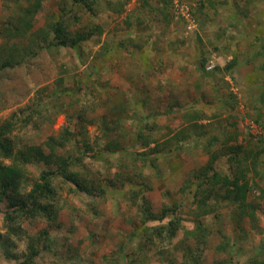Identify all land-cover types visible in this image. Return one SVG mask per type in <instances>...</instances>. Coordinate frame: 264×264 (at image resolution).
<instances>
[{
	"label": "rangeland",
	"instance_id": "374dc122",
	"mask_svg": "<svg viewBox=\"0 0 264 264\" xmlns=\"http://www.w3.org/2000/svg\"><path fill=\"white\" fill-rule=\"evenodd\" d=\"M6 1L0 0V31L17 18L24 2L8 0L12 3L6 9ZM180 1L190 8L189 20L176 13L178 5L175 8L173 0L168 16L156 8L163 5L158 0H150L146 6L141 0H127L118 12L100 9L97 4L95 16L78 3L72 6V0H45L33 30L43 26L47 16L56 19L66 10L73 31L97 27L99 33L79 48L43 47L23 71L13 72L5 80L0 77V125L15 122L9 134L15 148L41 145L48 136L69 128L75 132L72 142L58 152L71 156L72 170L96 187L106 188L104 199L95 202L92 196L73 191L67 182L61 183L64 179L59 174L54 176L61 227H48L53 246L44 253V264H193V259L199 260L196 264L217 260L247 264L254 256L264 258V250L259 251L264 240V135L255 128L247 129L248 119L256 118L254 101L238 81L204 70L200 62L201 55L221 66L233 58L236 67L241 60L250 67L264 61V0H217L219 9L212 2L216 0ZM112 2L113 8L119 6L118 0ZM73 14L80 20L73 22ZM207 14L211 19L203 18ZM29 35L18 38L19 44ZM8 37L0 36V42ZM60 77L68 91L54 94L62 87ZM256 84L263 89L264 78ZM234 94L237 99H232ZM70 98L78 100L63 109ZM31 109L42 114L34 113L26 125L20 118ZM77 110L87 120L79 119ZM141 132L156 138L163 148L154 166L150 158H155V143L144 145L138 136ZM209 142L220 155L219 170L232 175L245 169L252 189L249 200L258 208L254 220L247 215L237 221L229 215L236 208L221 203L219 220L213 214L201 218L212 228L208 243L197 248L195 240L187 239L183 232L195 227L197 181L192 182L193 173L207 164ZM112 143H118L120 150L113 151ZM236 145L243 147L241 156L247 154L239 167L238 158L230 159V147ZM120 163L135 165L120 170L122 174L132 172L135 183L128 181L123 187L118 182ZM54 168L42 162L28 164L26 190L44 169ZM133 189H140L139 195L134 196ZM143 198L155 213L178 206L163 220L181 221L173 238H168L167 230L162 235L146 232L159 223L144 220ZM46 226L42 220L23 223L32 234ZM0 231L5 232L2 213ZM226 237L233 242L230 252H218L217 246ZM16 242V252L26 250V237ZM0 264L15 261L0 250Z\"/></svg>",
	"mask_w": 264,
	"mask_h": 264
},
{
	"label": "trees",
	"instance_id": "16d2710c",
	"mask_svg": "<svg viewBox=\"0 0 264 264\" xmlns=\"http://www.w3.org/2000/svg\"><path fill=\"white\" fill-rule=\"evenodd\" d=\"M44 1L45 0H24V2H21L17 18L10 19L7 28L0 31V36H2V38L11 35L6 41L0 42L1 79H7V76L11 75L13 72L18 73L23 71V67L31 64L30 61L39 55L43 47H59L62 49L79 48L83 42L91 40L93 36L99 33L100 29L97 27L87 32L73 31L71 29L72 22L66 19V10H64L65 14L56 19L47 16L44 25L33 30L36 25V19L43 10ZM118 1L119 6H115L116 9L113 8L112 0H72L71 5L73 6L75 3H78L82 5L85 11L87 10L95 16L98 14L97 4L101 5L100 9L104 7V9L108 10L114 9L116 12L120 11V8H124L127 4V0ZM149 1L150 0H141V5L146 6L149 4ZM158 1L162 2L163 5H159L156 8L159 9L163 15L168 16V9L170 10V2L172 0ZM13 2L18 3L19 0ZM212 2L215 8L219 9V1L216 0ZM9 3L11 4L12 2L7 0L6 9L9 8ZM70 11H72L71 7L69 9V12ZM207 16L211 19V16L208 14L203 18L207 20ZM73 17L75 18L73 22L80 20L78 14ZM27 33L30 35L26 42L23 45L19 44L17 40L24 37ZM215 48L217 49V47ZM200 58L201 68L207 70L206 66L208 65L209 58L205 55H201ZM236 63V58H233L224 66L216 64L210 71H212V73L220 72L223 75H231L236 67ZM59 81L60 86H62L60 87L61 90L57 88L54 94L68 91V88L63 87V79L61 77ZM73 90L74 92L71 93L74 94L76 91L75 89H72V91ZM76 99L78 100V98ZM75 100L74 98H70L68 103L64 102L63 107L65 108L63 109L66 110L73 105L72 103ZM57 103H59V99ZM57 103L55 105H57ZM59 110L62 111V109ZM30 111L29 114L20 118L26 125L30 123L34 113L42 114V111L38 112L33 109ZM78 111L79 110L76 112V116H78L79 119L87 120L84 115ZM214 116H216V114ZM197 117L199 116H195V118ZM103 122L106 128V120H103ZM255 122L264 128L259 120ZM14 127V121H6L4 124L0 125V157L2 158L0 159V214H3L5 227V232L0 231V250L6 257L13 259L15 264H44L41 259L44 253L53 246L52 235L48 227L52 225L61 227V222L59 220L61 211V206L59 205V189L54 176L59 174L61 178L64 179L61 183L67 182L73 191L92 196L95 202L104 199L106 188L96 187L94 182H89L85 177H82L79 172L72 170L71 166L73 160L71 156H65L58 152L68 143L72 142V136L75 135L74 131L66 128L58 135L53 134L48 136L41 145L33 144L25 148L16 149L13 139L9 136ZM247 129L250 130L249 127H247ZM142 132L139 133L138 136L140 139H143L144 145H150L152 141L155 143L152 148V150L156 148V150H154L155 158H150V165L154 166L157 161V156L163 152V148L156 138H147V136H143ZM112 145L114 146L112 149L113 151L120 150V145L118 143H112ZM206 147L209 154L208 162L205 166L193 173L192 182L197 181V193H195L197 202L195 209L197 213L195 221L193 222L195 227L188 228L183 232L187 239L193 238L195 240V247L197 248L202 244L206 245L208 243L206 241L211 234L212 228L210 224H204L201 218L213 214L219 220V208L222 207L223 203H229L236 208L235 214L229 215H231L232 218L236 217L237 221H241L247 215L254 220L258 208L257 205L249 200V192L252 189L251 183L245 174V169H239L232 175L222 172L217 166V160L220 155L214 149L213 143L209 142ZM87 149H90L89 145ZM242 149V145L230 147V159L238 158V167L241 164L240 160L247 155L244 153V155L241 156ZM46 150L49 151L47 152ZM143 155L144 154H141L140 156ZM9 160L10 162H7ZM36 162H42L48 166L54 165L55 168L52 170L44 169L39 174L38 178L34 180L31 189L28 191L26 190L29 180L28 164ZM253 164L256 165V161H253ZM117 165L119 168L117 172L119 175L117 179L118 182H120L123 187L128 181H130L129 183H135V176L131 175L132 172H123L122 174V171H120L124 166H126V169L128 166H132L133 168L135 165L124 163ZM255 174L258 175L260 173L255 169ZM113 183L116 184V180L115 182L113 181ZM135 185L139 184L136 182ZM109 187H112V185H109ZM133 191L135 193H131L135 196L139 195L141 190L139 189L136 191V189H133ZM262 192H264V189ZM93 203V209L96 211L97 208ZM149 203L147 199H144V203L141 204L140 207L144 220L158 221L159 224L147 227L146 232L162 235V232L167 230L168 238H173L177 230L181 227V221L179 218H172L167 223H164L163 220L170 212L176 211L178 206L175 205L174 207L164 208L160 214L155 213ZM26 220H30V223L31 221L42 220L47 223V226L40 229L38 233H28L23 227V223ZM253 222L255 223V221ZM24 237L27 238L26 250L16 252V241L23 240ZM232 243L233 242L226 237L225 240L217 246L216 250H218V252H230ZM261 245L262 247H260L259 251L264 250V240ZM189 249H191L190 245ZM189 249L186 251L188 252ZM229 258L232 260L233 257L231 256ZM193 260V264L199 261L198 259ZM131 261L132 263L134 262L133 258ZM222 262V260H217L214 261L213 264H225ZM184 264H186V262ZM247 264H264V258L260 259L259 256H254L249 259Z\"/></svg>",
	"mask_w": 264,
	"mask_h": 264
},
{
	"label": "crops",
	"instance_id": "0c3cea01",
	"mask_svg": "<svg viewBox=\"0 0 264 264\" xmlns=\"http://www.w3.org/2000/svg\"><path fill=\"white\" fill-rule=\"evenodd\" d=\"M211 61L213 60L212 59L208 60V64ZM244 61L241 60L240 61L241 63L238 62L237 67L234 69V71H232V74L231 75L225 74L224 78H226L228 81L229 79L230 81L231 80L233 81V79L238 81L237 83H240V85L243 86L242 89L243 91L245 90V94H247V96H249L250 94L252 95L250 99H251V102L254 101L253 108H254L255 116H256V118H254L255 119L254 121L259 120V122H261L262 124V122L264 123V88L263 89L258 88L256 83H258V81L261 78H264V64H263L264 61H258L259 63L256 64V66H251V67L250 65L246 64V62ZM217 65L221 66V64H219L218 62H217ZM256 68H258L257 71H255ZM259 69H260V72L257 73ZM248 77L251 78L250 81H247L249 80ZM253 92H256L255 93L256 95H254ZM236 94L238 95L237 92ZM232 99H237V96L234 94ZM249 120L250 119H248V121Z\"/></svg>",
	"mask_w": 264,
	"mask_h": 264
},
{
	"label": "built area",
	"instance_id": "2783aa9c",
	"mask_svg": "<svg viewBox=\"0 0 264 264\" xmlns=\"http://www.w3.org/2000/svg\"><path fill=\"white\" fill-rule=\"evenodd\" d=\"M173 2H174V5L176 4V5H178V7L175 5L174 7L176 8L177 7V11H176V13H178V14H182L183 16H186L187 17V19L189 20V18H191V12H190V8H189V6H187V5H185V4H181V1L180 0H173ZM180 2V3H179ZM179 3V4H178ZM190 27H192L191 26V24H190V26H189V28ZM191 29V28H190ZM215 65H216V63L215 62H213V61H211L208 65H207V69L208 70H211V69H213L214 67H215ZM248 127L250 128V131L253 129V128H255L256 130H258L260 133V135L262 134V135H264V132L262 131V129L263 128H261V126L257 123V122H255L253 119H250L249 121H248Z\"/></svg>",
	"mask_w": 264,
	"mask_h": 264
},
{
	"label": "clouds",
	"instance_id": "9594fccd",
	"mask_svg": "<svg viewBox=\"0 0 264 264\" xmlns=\"http://www.w3.org/2000/svg\"><path fill=\"white\" fill-rule=\"evenodd\" d=\"M207 68V67H206Z\"/></svg>",
	"mask_w": 264,
	"mask_h": 264
}]
</instances>
